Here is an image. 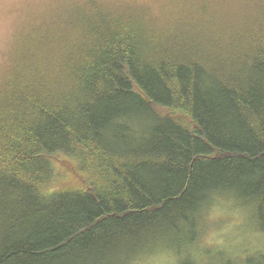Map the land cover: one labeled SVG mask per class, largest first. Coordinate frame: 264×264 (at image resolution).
I'll use <instances>...</instances> for the list:
<instances>
[{
  "label": "trees",
  "instance_id": "16d2710c",
  "mask_svg": "<svg viewBox=\"0 0 264 264\" xmlns=\"http://www.w3.org/2000/svg\"><path fill=\"white\" fill-rule=\"evenodd\" d=\"M50 2L0 59V264H264L196 251L219 200L264 232V0Z\"/></svg>",
  "mask_w": 264,
  "mask_h": 264
},
{
  "label": "rangeland",
  "instance_id": "374dc122",
  "mask_svg": "<svg viewBox=\"0 0 264 264\" xmlns=\"http://www.w3.org/2000/svg\"><path fill=\"white\" fill-rule=\"evenodd\" d=\"M60 0H0V59L9 46L13 30L19 28L33 14L39 17L45 11L57 7ZM254 220L251 212L232 200H219L210 209L204 232L196 251L223 252L232 258H253L264 255V232ZM214 258V257H213ZM171 253L157 252L140 258L133 264H176ZM215 264V259L211 260Z\"/></svg>",
  "mask_w": 264,
  "mask_h": 264
}]
</instances>
